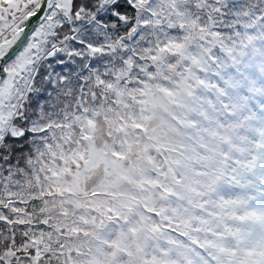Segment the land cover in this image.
Instances as JSON below:
<instances>
[{
	"label": "snow or ice",
	"instance_id": "snow-or-ice-1",
	"mask_svg": "<svg viewBox=\"0 0 264 264\" xmlns=\"http://www.w3.org/2000/svg\"><path fill=\"white\" fill-rule=\"evenodd\" d=\"M0 264H264V0H0Z\"/></svg>",
	"mask_w": 264,
	"mask_h": 264
}]
</instances>
